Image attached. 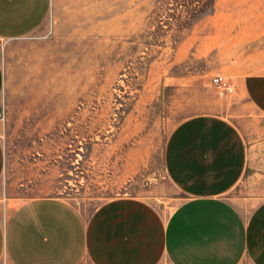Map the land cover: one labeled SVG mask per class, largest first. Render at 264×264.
<instances>
[{"label": "rangeland", "instance_id": "rangeland-1", "mask_svg": "<svg viewBox=\"0 0 264 264\" xmlns=\"http://www.w3.org/2000/svg\"><path fill=\"white\" fill-rule=\"evenodd\" d=\"M263 48L264 0H52L34 33L0 41V217L41 197L86 217L123 196L167 217L184 195L167 179L164 146L199 114L243 134L245 171L225 198L250 212L264 201V116L212 79L232 85L229 60Z\"/></svg>", "mask_w": 264, "mask_h": 264}, {"label": "crops", "instance_id": "crops-1", "mask_svg": "<svg viewBox=\"0 0 264 264\" xmlns=\"http://www.w3.org/2000/svg\"><path fill=\"white\" fill-rule=\"evenodd\" d=\"M52 0H0V41L34 33ZM264 116V48L234 56L223 72ZM4 70L0 62V98ZM169 183L184 195L164 217L149 202L112 198L83 216L54 197L28 200L0 217V264H264V201L246 213L225 195L243 177L247 147L235 123L199 114L179 123L164 146ZM5 151L0 140V179Z\"/></svg>", "mask_w": 264, "mask_h": 264}, {"label": "built area", "instance_id": "built-area-1", "mask_svg": "<svg viewBox=\"0 0 264 264\" xmlns=\"http://www.w3.org/2000/svg\"><path fill=\"white\" fill-rule=\"evenodd\" d=\"M212 83L214 84V86L222 91H231V85L228 83V81L220 76V75H216L213 77L212 79Z\"/></svg>", "mask_w": 264, "mask_h": 264}]
</instances>
